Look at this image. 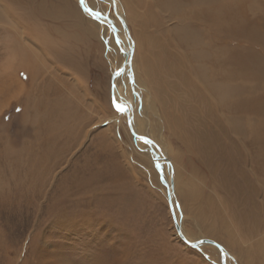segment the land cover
I'll use <instances>...</instances> for the list:
<instances>
[{"label":"rangeland","instance_id":"obj_1","mask_svg":"<svg viewBox=\"0 0 264 264\" xmlns=\"http://www.w3.org/2000/svg\"><path fill=\"white\" fill-rule=\"evenodd\" d=\"M63 2L0 0V264H221L215 245L189 246L179 237L168 184L143 159L130 118L114 119L121 41L109 28L87 37L75 18L55 11ZM65 2L87 15L80 0ZM118 2L134 53L120 86L139 120L146 116L161 134L180 228L188 241L217 242L229 264H264L260 135L237 134L231 121L244 127L247 116L227 108L264 100V0H171L176 5L164 8L165 0ZM107 11L115 18L112 6ZM12 38L36 59L35 72L12 69ZM159 44L176 67L161 91L153 72L145 73ZM210 69L227 80L225 106L205 91L201 76ZM251 105V120H264Z\"/></svg>","mask_w":264,"mask_h":264},{"label":"bare ground","instance_id":"obj_2","mask_svg":"<svg viewBox=\"0 0 264 264\" xmlns=\"http://www.w3.org/2000/svg\"><path fill=\"white\" fill-rule=\"evenodd\" d=\"M122 1L126 5L124 7L129 8L130 6L133 5L134 1H135L136 5H139V4H141L140 1H142V0H122ZM80 5H81L82 9L85 12H87V15H83L80 8L76 7L75 5L74 6L70 5L68 2H65V0L63 2L62 6L55 9V11L58 12V11L62 10V12L64 14H68V15L72 16L73 18H75L77 21L76 27L79 30H81V32L83 34L87 35V37L98 38L101 36V33H102V35L105 36L108 28L113 30L114 33L116 34L115 37L119 40L117 42L121 41L120 46H121V49L123 51V55H122L123 57L122 58L125 59L124 58L125 57L124 51L129 53V47H130L129 45H131V41H124V37L126 36V33H125V30L123 29L122 24L126 22V19H125V14L123 13L122 9L119 7L120 6L119 2L117 3V0H80ZM175 5H176L175 2H171V0H165V2L162 3L161 8L171 7V6L174 7ZM110 6H112L114 9L115 14L114 13L113 14H114L115 18H113L107 14V12H108L107 10ZM92 12H94L96 15H98L99 18L106 20V21H104L105 23L100 25V23H98L94 19L96 16ZM91 14L94 15L93 19L90 18V17H92ZM102 16H104L105 18ZM17 19L19 20V18H17ZM215 21L216 20H213V22H215ZM79 23L81 24V26ZM45 28H46V30H48L47 27H45ZM210 28H212V25L210 26ZM210 28H208V29H210ZM180 32H181V30H180ZM182 32H184V31H182ZM21 34H22V28L20 30L19 29L14 30V35L18 36ZM193 38H196V34H194ZM12 42L14 44V49H12L11 45L9 48V53L12 54V61H13L12 69L13 68L16 69V68H18V65H20V66L22 65L26 70H29L31 68L29 65H34V63H36V62H34V60H36V59H34L32 56H26L25 55L24 51L29 50L25 46V43H23V44L15 43L13 38H12ZM157 47H159V49H160V50H158L159 53L157 54V56H158L157 61L154 65H152L153 63L149 64V66L145 68V73H147V75H148L150 72H153V76L155 78H157L155 87L157 89H159V91H161V90H163L162 89L163 86L168 85V83H166L167 78H165L167 76V72L172 70V69L176 70V67L173 66V64L168 63L169 60L165 57V55L163 53L162 45L159 44ZM34 49H33V51H34ZM37 50H39V49L37 48ZM202 51H204V56H206L205 49ZM26 53H28V52H26ZM133 54H134L133 50H132L131 55L127 54L128 61H126L124 66L123 67L121 66L120 68H119V65L121 64L123 59L122 58L117 59V63L114 65L115 70L117 69L115 73H117V72L119 73L120 70H122L120 74H123V73L127 74L128 73L129 69L134 66V62H133V58H132ZM203 58H207V56L203 57ZM37 60H38V58H37ZM212 61H217V60L215 59ZM211 65L215 67L214 62H212ZM240 65L242 66V64H240ZM28 66L30 68H28ZM209 66H210V64H209ZM31 69H33V68H31ZM34 69H35V66H34ZM206 69H208V68H206ZM213 69H216V67ZM213 69L206 71V73L203 76H201V72L197 71V74H195V76H201V80L204 84L205 91L208 93L209 96H211V95L214 96V98L217 100L216 104H218L220 106H225V103H224L225 98L224 97L231 95V92H225L224 93L225 82L227 80H221L220 81V78H217L218 73L216 71H214ZM34 72H35V70H34ZM195 73H196V71H195ZM120 74L115 75L114 79L112 80V81H114L112 83V85H113V89H112L113 90L112 91L113 98H112V100H113L114 108L117 111V114L114 117V119L118 120V119L122 118L123 115L121 116V113H125L127 115V117L130 118V126L132 129V134H134L136 136V140L140 143L141 148H143V150H144L142 153L143 159H146L149 162V164L152 166V168H154V170H156V168H157V170L160 171L159 173L162 176L163 182L165 184H168V187H169L171 174L173 173L174 169L169 164L170 163V157L168 156V153H167L166 149L164 148L165 146H163L161 144V141H162L161 134H159V133L155 134L153 132L151 125H149V123H148L149 120H145L147 118L146 116H144V118H142L141 121L139 120V113H138L137 107H134V105H133V99H131V97L129 95L127 96L122 91V87L120 86V81H119ZM32 75H34V74L32 73ZM136 80H138L140 83L139 77ZM228 87L230 89H232L231 85H229ZM143 89H144L143 86L138 85V90H143ZM144 101L147 102L146 100H144ZM251 104L257 105L256 106L257 112L264 113V100H262L261 102H249V100H247L245 102L244 101L237 102L236 104H233L232 106H227V108L230 109L231 111H235L238 114L243 112V113H245V116H247L246 117L247 120H245L247 122L246 126H244V127L241 126V124H240L241 122L239 121V118L235 119L234 122L232 120L231 121L232 125H230V126L233 127V130L236 131L237 134L243 135L245 137L248 136L249 133L250 134L258 133L260 135L257 138V139H260V142H259L260 146L258 145L259 147H258V150L256 151V156H258L257 160H259V164H258L259 170L258 171L264 175V120H262L259 123H255L251 120L250 114L252 113V111L254 109V106H252ZM142 105H143V102H142ZM142 109L143 110L141 112H143V114H146V108L144 107ZM229 123H230V121H229ZM185 134H184V136L187 138V136ZM240 135H237V136H240ZM151 137L155 140L152 141ZM147 139H149V140H147ZM241 139H240V141H241ZM251 141L250 140L246 141V143L244 144L243 147H247L246 145L250 146L253 143V140H251ZM235 150H238V152L240 151L239 148H236ZM245 151H247V149ZM248 152H249V150H248ZM166 162H168L167 165H166ZM169 175H170V177H169ZM168 179H169V181H168ZM173 189H174V187H173ZM196 190L197 189H195L192 186V191H191V194H192L191 197L192 198H194L196 196V193H197ZM173 195H174V190H172V196H171L172 199L170 198L171 203H173ZM177 207H178V205H177ZM174 215H175L177 222H179V217L177 216L175 211H174ZM180 227H181V223H180ZM180 230H181V233L183 234V236L185 237V239L188 240V237L185 234L184 230L182 228H180ZM224 253H225L224 261L226 264H229V262H227V255H226L227 253L225 251H224Z\"/></svg>","mask_w":264,"mask_h":264},{"label":"water","instance_id":"obj_3","mask_svg":"<svg viewBox=\"0 0 264 264\" xmlns=\"http://www.w3.org/2000/svg\"><path fill=\"white\" fill-rule=\"evenodd\" d=\"M123 27H124V29H125V33L127 34V28H126V25L125 24H123ZM132 50H133V47L132 46H130V49H129V53L128 52H124L125 53V61H124V63L126 62V61H128V57H127V54H129V55H131L132 54ZM124 66V64L122 65V67ZM115 76V74H113V77ZM131 127V126H130ZM147 140H149V139H147ZM173 174V173H172ZM171 174V178H170V184H169V187H167V190H166V192H167V197H168V203H169V206H170V208H171V211H172V216H173V220H174V225H175V229H176V232H177V234L179 235V237L187 244V245H189V246H194V247H197L200 243H211V244H213V245H215L219 250H220V254H221V259H220V262H221V264H226L225 263V261H224V259H225V253H224V251H223V249H222V246L221 245H219L217 242H215L214 240H210V239H201V240H196V241H193V242H191V241H188V240H186L185 239V237L183 236V234L181 233V230H180V225H179V222H177V220H176V218H175V215H174V211H173V208H172V206H171V200H170V198H171V196H172V190H173V175ZM227 256H230V255H228L227 254Z\"/></svg>","mask_w":264,"mask_h":264}]
</instances>
